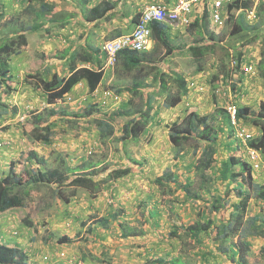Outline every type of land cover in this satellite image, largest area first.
<instances>
[{
	"label": "rangeland",
	"instance_id": "obj_1",
	"mask_svg": "<svg viewBox=\"0 0 264 264\" xmlns=\"http://www.w3.org/2000/svg\"><path fill=\"white\" fill-rule=\"evenodd\" d=\"M21 1L0 0V11L3 15L0 18V40L10 41L24 27H31L36 23L34 12L37 5H33V8L29 4H22ZM124 1L123 7L128 13L137 15L144 5L155 0ZM260 1L257 6L260 12H264V0ZM48 3L52 4L54 9L50 14H44L46 20L73 13L74 9L68 3L58 0H48ZM245 20L251 25L255 24L256 29L250 33L245 31L235 36L229 35L226 39L228 30L225 23L220 33L214 36L211 50L201 58L193 57L188 51L187 46L197 45L189 35L175 40V43H180L176 45L179 49L176 48L171 57H163L164 52H160L158 66L169 74L181 75L185 78L186 86L188 81L201 85H194L195 90L188 86L190 90H187L186 97L189 94L194 98L200 96L197 101L202 107L205 106L207 111L212 108L223 109L229 104L244 105L242 101H245L249 103V108L257 113L259 104L264 103V79L260 76L256 77L255 82L261 87L260 92L263 94L254 100L250 99L256 98L252 91L251 96L233 95V84L226 82V78L238 74V59L245 58L254 69L256 61L262 55L263 21L256 16L249 20L246 15ZM73 21L75 22L66 27V31L50 25L47 26L48 34L40 30L26 35V45L19 49L18 55H13L8 60L9 66L15 70V75L12 74L10 80L0 87V103L6 105L8 110L0 118V161H3L1 167L4 168L5 161H11L14 163V171L25 180L26 169L36 166L40 170L45 167L54 168L59 160L66 161L70 167H80L89 162L100 163L96 169L104 166L112 169L127 166L126 159L129 157L142 165L121 179L107 182L96 194L77 189L75 197L69 203L52 205L47 212L41 210L47 196V191L42 188L26 200L27 208L12 209L0 214V240L23 252L27 264H166L172 258H178L182 264H231L225 256L216 253V243L211 241V236L204 233L200 236L199 243H195L181 231L182 226L198 220L200 213L205 218L221 219L227 215L229 204L237 202V199H232L225 207L226 211L222 209L218 213L207 215L208 204L213 202V197L221 196L232 185L227 182L212 183L208 191L201 193L199 201L185 203L181 190H176L188 177L191 182L195 177L190 166L196 160L192 154V146L187 144L181 150H176L167 138L168 129L179 123L185 109L190 106L184 98L177 107L165 109L158 105L163 102L164 95L155 96L150 111L153 119L147 123V132L136 141L119 140L125 118L120 117L112 122L111 135L101 137L93 118L64 123L56 116L50 118L49 144L31 140L30 115L43 109L70 113L82 111L89 105L100 113L109 114L122 110L124 105L134 112L142 103L139 97L126 91L117 96L111 92L113 87L131 86L134 71H126L119 65L109 68L103 59L104 78L94 93L88 94L84 89L75 86L55 105H46L45 97L34 87L33 78H29V75H33L41 64L45 65V60L52 59L68 46L83 52L78 45L82 44L84 39L87 38V45L97 47L102 46L104 41L111 39L109 37L115 34L112 26L104 25V30L90 28L88 31L76 18ZM203 43L211 44L210 41ZM198 66L201 71L197 70ZM52 70L59 75L64 72V68L61 69L58 64L52 67ZM172 75L166 80L168 87L174 92L176 86ZM152 77L153 74L145 77V83L155 87L150 83ZM222 80L227 84L218 85ZM257 86L251 89L255 90ZM224 125L220 123L219 127L223 129ZM240 127L252 134L253 129L250 128H255L244 121H240ZM253 137L255 138V135ZM220 139L219 137L216 145V163L213 164V171L220 167V162L224 161L228 154L227 148L219 146L223 141ZM235 143L239 144L238 141ZM31 152L39 159L42 158L45 164L27 160ZM235 155L233 156L238 161H244L243 154L240 159ZM166 168L172 172L177 182L157 185L155 179ZM234 169L238 171L239 167L234 166ZM3 171L0 174L5 173L7 169ZM208 174L212 175V172ZM251 174L253 183L263 185V170L254 169ZM104 176L105 173L100 179ZM213 189L216 191L213 192ZM246 207L247 216H254L258 214L260 202L250 199ZM100 219L107 221V225L102 226ZM49 235L51 239L48 240ZM67 240L69 242H66ZM249 241L252 246L249 261L264 264L258 257L259 249L264 247V236ZM202 254L205 257H202Z\"/></svg>",
	"mask_w": 264,
	"mask_h": 264
},
{
	"label": "trees",
	"instance_id": "obj_2",
	"mask_svg": "<svg viewBox=\"0 0 264 264\" xmlns=\"http://www.w3.org/2000/svg\"><path fill=\"white\" fill-rule=\"evenodd\" d=\"M58 1L70 4L74 9L73 13L58 15L46 20L44 14H50L54 9L53 5L48 3V0L21 1L22 4H29L32 7L37 5L34 12L36 23L31 27H24L10 41L0 40V87L10 80L8 60L11 56L18 55L19 49L26 45V35L40 30L48 34L47 26L50 25L64 31L68 25L74 22L75 18H80L78 21L83 24L96 27L102 20L106 21L116 17L124 18L126 13L128 14V11L123 7L125 6L124 0H98L90 7H87V2L90 0ZM260 2L259 0L258 6ZM257 5L254 7L253 1L249 0H235L224 6L227 13L226 27L228 35L235 36L256 29L255 24L251 25L245 20V13L252 9L255 10L256 18L260 17L262 19L261 26L264 27V12H260ZM137 15L133 17V23L136 22ZM2 16L0 11V18ZM151 29L153 46L150 51L140 53L125 49L118 52L115 57V66H122L129 72L134 71V75L130 83L131 86L113 87L114 89L110 90L116 96L122 91H126L135 97H139L142 103L137 111H130L126 105L123 106L122 110L113 111L109 114L100 113L89 105L82 111L70 113L43 109L30 115L32 116L30 123L32 129L29 133L31 140L44 145L49 144L51 138L50 118L56 116L58 120L64 123H70V120L78 122L93 118L101 137L111 135L113 131L112 122L120 119V117L125 118L126 120L121 126L119 140L121 142L136 141L144 132H147V123L153 119L150 111L155 96L164 95L163 102L158 104L162 108L172 109L176 107L188 93L185 78L177 73L169 74L164 68L158 66V62L160 52H164L163 57L169 58L175 50L179 49L176 45L180 43H175L166 36L165 32L169 30L166 26L154 23L151 25ZM186 32L197 44L188 49L193 57L201 58L211 50V45L215 39L210 34L208 11L206 9L186 27ZM261 38L262 55L255 67L258 76L264 79V33H262ZM85 40L87 38L84 39L82 44L78 45L83 52H78L76 48L73 49L68 46L58 55H54L52 59L45 60V65L41 64L33 75H29V78H33L34 87L39 89L45 97L46 105H55L79 83H84L88 94L94 93L100 86L104 78L102 60H105V57L101 46H89ZM206 40L210 41L211 44L201 45ZM65 63H68V72L65 76H60L56 71H52V67L58 64L61 68L63 67L61 65ZM244 63L250 64L245 61V58L238 59L240 66H243ZM114 65L113 67H115ZM197 70L201 71L202 69L198 66ZM151 71L153 73H150ZM149 73L153 74L150 83H153L156 88L145 83V77L149 76ZM170 75H172V81L176 86L174 92L168 87L166 80L170 79ZM238 75L248 76V73L244 69H240ZM237 84L236 82L232 85V91L236 88L237 90L240 89ZM110 88L112 87L110 86ZM147 89L148 91H146ZM7 111V106L0 103V118ZM237 118L240 121L249 122L261 131L260 136L250 140L247 146L261 151L264 155V103L259 104L257 113H254L249 107H238ZM229 122L226 110L216 108L212 113L205 116L190 111L182 117L178 124L168 129L167 138L173 148L181 150L183 146L189 144L192 146L193 156L196 157L195 162L190 165L195 175L194 181L191 182L188 177L184 184L176 187V190H181L183 193V202L199 201L202 196L201 193L208 191L212 183L218 182L220 184L227 182L232 187L225 190V193L223 192L221 196L213 197V202L208 204L207 215L218 213L222 209L226 211L225 207L230 201L237 199L235 204H229L227 215H224L221 219L212 220L205 218L200 213L198 220L185 227L182 226L181 231L184 236L195 243H199L200 236L204 233L209 237L211 236V241L214 244L216 243V253L225 256L231 264H257L249 261L252 248L249 240L264 236V183L263 185L253 183L252 168L238 161L234 156L221 161L220 167L213 171V164L216 163V145L222 133L219 125L220 123L228 125ZM27 160L41 165L45 164V161L42 158L39 159L33 152L30 153ZM126 160L128 162L127 166L112 169H109L108 166L96 169V166L100 163L93 164L89 162L80 167H70L66 161L59 160L54 168L45 167L41 170L34 168L25 171L26 181L14 171V163L11 162L8 170L0 174V214L12 209L27 208L28 202L26 203V200L42 188L47 191L46 200L41 209L43 212L49 211L52 205L69 203L75 197L77 189H84L90 194H96L103 189L104 184L107 182L121 179L131 173L134 168H139L142 165L129 157ZM234 166L239 167L238 171H235ZM210 171L212 175L208 174ZM104 173V178L100 179ZM154 182L163 186L169 184V182L175 184L177 180L172 176V172L166 168ZM215 191L213 189V192ZM250 199L260 202V207L258 214L248 217L246 205ZM101 221L103 222L102 226L107 225V221L103 219ZM26 224L29 225V223ZM49 239H51V235L48 236ZM66 242H69V240ZM201 256L205 257L204 254ZM258 257L260 261H264V247L259 249ZM0 264H27L26 256L19 249L6 245L0 240ZM166 264L182 263L178 258H172Z\"/></svg>",
	"mask_w": 264,
	"mask_h": 264
},
{
	"label": "built area",
	"instance_id": "obj_3",
	"mask_svg": "<svg viewBox=\"0 0 264 264\" xmlns=\"http://www.w3.org/2000/svg\"><path fill=\"white\" fill-rule=\"evenodd\" d=\"M233 1L235 0H173L172 3H148L141 8L136 22L128 34L119 35L102 44L101 49L106 58V64L113 66L116 54L125 49L140 53L148 51L152 44L151 25L154 23L167 28H186L192 23L191 14L194 9L198 12L206 9L211 24L216 28H222L224 25L222 10L225 9V5L227 6ZM249 1H253L255 7L259 0ZM254 17L255 10L246 12L247 19H254ZM245 70L248 71L250 68L246 67ZM226 110L230 124L235 129V138L243 147L246 146L247 142L252 139V133L238 124L236 106L229 105ZM245 149L252 170L264 171V159L260 152L252 148L246 147Z\"/></svg>",
	"mask_w": 264,
	"mask_h": 264
},
{
	"label": "crops",
	"instance_id": "obj_4",
	"mask_svg": "<svg viewBox=\"0 0 264 264\" xmlns=\"http://www.w3.org/2000/svg\"><path fill=\"white\" fill-rule=\"evenodd\" d=\"M172 1L173 0H155L153 3H172ZM96 2H98V0H90L89 2H87V7H90V6L94 5ZM125 10H127V9L125 8ZM201 12H202L201 10L198 12L197 10L194 9V11H192V14H191L192 21L196 17H198L201 14ZM134 15H135V13L132 14L130 12L128 14L126 13V17H124V18L116 17V18L109 19V20H106V21L102 20V22H100L98 24V26H96V27H94L93 25L83 24L81 22L79 24L85 26L87 28L86 30H88V31H89L90 28H91V30H92V28L104 30L103 28H105V26H108V27L112 26L114 28V33L115 34L113 36H110L109 38H113V37H116V36H119V35H122V34H127V33H129L131 31V29L133 28L132 19H133ZM222 15H223L224 20H226L227 19V13L225 12V9L222 10ZM76 19L80 20V18H76ZM66 29H65V31H66ZM209 30H210V34H212L213 36H217L220 33L221 28L214 27L211 24V22L209 21ZM68 32L70 33V31H68ZM97 32H98V34H100L99 31H97ZM249 33H250V31H249ZM102 34H104V33H102ZM165 34H166V36L169 37V39H171L173 41L188 35L187 32H186V28H182V27H180V28H169V30L166 31ZM84 36L87 37V35H84ZM228 36L229 35L227 34V36H225V38L227 39ZM230 38H232V37H230ZM204 44H206V43L202 42L201 45H204ZM230 46H233V45H230ZM190 47H191L190 45L187 46V49H189ZM233 47H235V46H233ZM256 63H257V61H256ZM61 66L64 67V72L62 71L60 76H65L67 74V72H68V63H65L64 65H61ZM63 67H61V69H63ZM254 68H255V70H254L252 76L240 75V76H238V78L235 79V81L238 83L237 85L240 86V89H239L240 91L237 90V88H236V90L232 91L233 95L237 94L238 96L241 95V97H242L243 95L246 94L247 96H251V91H252L254 97H256V98H250V99L254 100V99H259V97H257V96H261L263 94V92H260L261 91V89H260L261 87H258L257 86V82H255L256 77L258 76V71H257L256 67H254ZM252 69H253V66H252ZM9 70H10V74L11 75L13 74V76H14L15 75V73H14L15 70L12 69V66H10ZM52 71H54V70H52ZM188 84L197 85L196 83H190L189 81H188ZM198 85H200V84H198ZM218 85H224V80H222ZM256 86L258 87L257 89H255V90H252L254 88L251 89V87H256ZM76 87H80V88L84 89L85 91H87L84 83H79V84H77ZM191 91L193 92V90H191ZM198 98H200V96H197V97L194 98V97H191L190 94H189L188 97H185L183 99L185 102L188 101V104H190V106H188V108L185 109L184 115L186 113L190 112V111L196 112L198 115H202V116H205V115H208V114L212 113V111L214 109L212 108V109L207 111L205 106L202 107L199 104V102L197 101ZM263 98H264V96H263ZM240 101H241V99H240ZM242 102L244 103V105L240 104V105H238V107H247L248 104H249V103H246L245 101H242ZM262 102H264V100ZM248 107H250V106H248ZM180 111H181V109H180ZM250 130H252L253 135H255V137H258L261 134V131H259L256 127L255 128H250ZM220 138H221L220 140L223 139V141H221L219 143V146H221L222 148H227L228 149V150H226L227 153H228L227 154V158L233 156L234 154L237 155V151H239V150L240 151L238 152L237 158L238 159L242 158V154H243L242 149H240V147H237V145H236V143H235V141L233 139V132H232V130L230 129V127L227 124H225L223 126ZM243 156H244V154H243ZM2 162L3 161H0V173L4 172L3 170H6V169L8 170V168L10 167V162L11 161H5L4 168L1 167V163ZM31 162H33V161H31ZM33 163H35V162H33ZM26 164H28V163H26ZM28 166H30V165L28 164ZM36 167H34V168H36ZM34 168L31 167V169H34ZM26 170H29V168L26 169Z\"/></svg>",
	"mask_w": 264,
	"mask_h": 264
},
{
	"label": "clouds",
	"instance_id": "obj_5",
	"mask_svg": "<svg viewBox=\"0 0 264 264\" xmlns=\"http://www.w3.org/2000/svg\"><path fill=\"white\" fill-rule=\"evenodd\" d=\"M140 12V11H139ZM137 14H139V13H137ZM245 15H246V13H245ZM137 17H138V15H137ZM209 18V17H208ZM226 21H227V19L226 20H224V25H225V23H226ZM135 23V22H134ZM134 23H133V25H134ZM224 25H223V27H224ZM117 37V36H116ZM113 38H115V37H113ZM112 39V38H111ZM108 40H110V39H108ZM107 41V40H106ZM152 41V44H151V47H150V49L148 50V51H150L151 50V48H152V46H153V40H151ZM105 42V41H104ZM103 42V43H104ZM148 51H146V52H148ZM142 53H145V52H142ZM105 57V56H104ZM105 62H106V58H105ZM108 66V65H107ZM111 67H113V66H109V68H111ZM246 67H249L250 68V70H248V71H246L245 70V68ZM237 68H238V72H239V70L240 69H244L247 73H248V76H252V74H253V72H254V70H255V68L254 69H252V65L251 64H247V63H244V65L243 66H240L239 64L237 65ZM238 74L235 76V75H231V77H229V78H226V82H228L229 84H234V83H236V81H235V79L236 78H238ZM226 82H224V83H226ZM227 84V83H226ZM187 85L188 86H191L192 87V89L193 90H195V87L196 86H201V85H195V87H194V84H188L187 83ZM188 86H187V88H188ZM189 89V88H188ZM232 89V88H231ZM232 92V91H231ZM229 105H234V106H236V109H238V105H235V104H229ZM229 105H227V106H229ZM178 106V105H177ZM227 106L225 107V108H223L224 110H226V108H227ZM226 112H227V110H226ZM228 114V113H227ZM229 116V115H228ZM236 119H237V121H238V124L240 125V120H238V118H237V113H236ZM229 121H230V118H229ZM228 126L230 127V129L232 130V132H233V139H234V141L236 142V141H238L236 138H235V129L233 128V126L230 124V122H229V124H228ZM252 139H254V137H253V134H252ZM251 139V140H252ZM239 142V141H238ZM249 142V141H248ZM247 142V143H248ZM237 147H240V149H242V152H243V154H244V161H242L243 163H245L248 167H250L251 168V166H250V164L248 163V159H247V155H246V147L247 148H250V147H248L247 145L246 146H242L241 145V143L239 142V144H237ZM253 149V148H252ZM254 150H256V149H254ZM256 151H258V152H260V154L262 155V157H263V159H264V155H263V153L261 152V151H259V150H256Z\"/></svg>",
	"mask_w": 264,
	"mask_h": 264
}]
</instances>
